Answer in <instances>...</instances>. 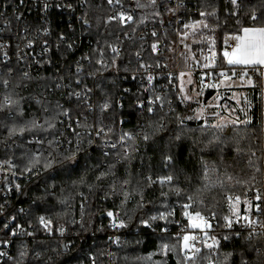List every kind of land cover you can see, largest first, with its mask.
<instances>
[{
    "label": "snow or ice",
    "instance_id": "6c2138e0",
    "mask_svg": "<svg viewBox=\"0 0 264 264\" xmlns=\"http://www.w3.org/2000/svg\"><path fill=\"white\" fill-rule=\"evenodd\" d=\"M25 0H19V4H23ZM108 5H120L123 9V5L125 0H106ZM228 4L231 5L232 10L228 11V15L232 17H238L240 15V9L243 4V0H227ZM206 6L204 10H198L196 15H198L199 19L190 20L189 22H184L180 20L179 23L181 24L182 28L178 29V34L181 37L187 38L190 34L195 37L193 39V44L199 45L203 43L205 40L211 41V36H205L204 33L214 32L216 27H219V18H218V11L214 7V0H205ZM171 4V0H135V8L143 11L144 9L151 8L153 11L148 15L144 16L139 21L134 19V15L131 12L121 10L115 13V15H110L104 20L105 26L116 22L119 24L120 28L123 29L125 25L131 26L133 23H145L146 20L151 18L153 21H159L162 23V16L164 14H169L173 18L177 17V14L180 9L184 8L185 5L183 0H177V2L169 6ZM57 7V8H67L69 10H75L72 3H56L53 5L49 2V0H43L42 12H47L50 7ZM211 8V11L208 10ZM264 0H259V6H253L251 8V14L245 13L248 15L249 20L252 22L251 26L243 27L242 32L243 35H237L234 37L236 44L235 47L232 48L231 51L224 50L223 51V60L226 62L227 65L236 66L241 65L245 66L244 71L239 73L240 79L247 80V85L250 86L254 91L258 88L261 93H264ZM5 14L0 12V19H3ZM87 13L85 12L83 15V23L87 24ZM16 21H21V15H15ZM209 18H213L217 20V24L212 26L208 23ZM11 30V21H6L3 28H0V32L10 31ZM136 29L133 28L132 32H135ZM43 32L47 34L49 29H43ZM20 39L26 40L25 47L31 48L32 45L35 43L33 40L27 38V29L21 28L20 30ZM108 35H114V33L109 32ZM123 37L127 38L128 40L135 42L133 37L129 35V33L125 30L122 32ZM157 32L153 30L151 32L152 37H157ZM116 42L111 43L107 40L104 41L103 44L99 40H97V47L92 50L95 59L93 56H86L82 58L81 62H77L75 65L74 71L72 67L69 66L70 75L68 77H60V80L63 81L65 79L72 81V78L75 77L74 84L75 88L72 87L71 83L65 84L61 82L54 83L51 87L45 85V91H52V90H59L62 88L67 89L66 98L67 102L71 103L75 100L76 104L80 107L86 109V113H81L76 120L74 121L75 127H73V123L65 124L61 117L67 118L69 121L72 120L71 109L65 108L59 101H56L54 104L51 101H47L46 99L36 98V97H24L16 91L19 88H28L33 82L34 78L31 74L27 71L21 72L20 80L13 82V77L15 74V69L13 67H9L11 62V58L8 55V44L7 42H0V65L6 70V75L4 72H0V88L3 89L2 94H0V130H6L7 137L4 141L5 145L7 146L8 140H11L13 137L20 138L24 137L25 134L32 133H47V136H36L34 135L32 139L27 140L29 145H39L40 147L36 149L35 152L26 151L23 153L21 159L24 162L23 167H20V175H27V176H35L39 178L43 173H57L62 172L68 175L77 172L80 168L85 169V171L92 170L95 173V184H89L86 175H80L79 180L73 182L74 185H87L90 191H94L99 189L103 191V200H108L115 196H121V207L133 196L139 197V206L143 207L144 205V189L145 187H151L154 184H160L161 188L164 185H172L173 180L176 178L173 174H168L166 176L157 177L155 180L152 178L151 175L145 176L143 181L136 179L132 172L129 170L127 165L132 161L133 154L138 151L139 145L137 143L138 140H142L144 143H148L151 135L157 131L162 130L164 127L163 122L156 124L153 128V125L150 124L149 127L153 128V133L150 134L146 131H139L137 133L131 132H122L119 136L118 143H109L107 140H104L102 143L101 150L103 151V156L105 160L97 161L95 164L89 166L87 163L91 157L88 154L87 148L84 147L85 144L88 147L94 146L93 141V132L97 138L101 136L107 137L113 130L112 128L106 126L103 123V118L111 111L112 104L111 100L105 96L101 101L97 104L93 105L91 102V95L93 93V88L89 87L85 82V78H91L94 81L98 76H101L104 72L110 71L112 68H115L117 72H119L120 65L118 61L122 59V47L123 40L121 39L120 35L115 37ZM143 39V37H141ZM58 40L61 44L68 41V38L61 33L58 37ZM184 43V41H181ZM47 41H44L45 45V52L47 51ZM214 43V41H212ZM227 43V41H225ZM158 44L159 41L151 44V52L158 53ZM72 42L66 43L67 50H71L73 48ZM185 47H189L188 44L184 45ZM208 55H203V49L200 50L201 56L207 63L203 64L205 69H213L218 66L215 64V57L216 53L212 50V47L209 46L208 48ZM136 60L139 62V68L147 70L153 65L146 64L143 61L140 51H136L133 54ZM25 55L22 54V50L20 49L19 45H17V61H21L25 59ZM192 59H196L195 54L191 57ZM83 61H86L89 67L92 69L91 71H86L84 67ZM199 63V60H197ZM129 64H131V60H129ZM155 67H160L159 61L156 62ZM249 69H252L257 73V80L254 81L253 77L249 75ZM123 71L127 73L129 71V67L125 66ZM212 73H209L211 75ZM181 76L184 73L180 74ZM237 73L232 70L231 76L221 68L218 73L219 77L224 78L225 80L231 79L232 76H236ZM146 85L143 88L145 93L152 92V95L148 98V106L146 108V112L150 116H154L157 110H163L165 104L169 105V112H172L171 109V101L167 100L166 95L156 94L153 88V80L154 77L152 75H146ZM132 79H136L135 74L132 76ZM191 82V81H190ZM222 82V81H221ZM217 85H209V87H216ZM94 87L100 88L99 84H95ZM79 89V90H76ZM101 92L103 89L100 88ZM130 91V90H125ZM183 92V89H181ZM183 99L187 100L188 97H183ZM30 100L34 101L37 105H40V112L43 113V116H36L31 115L30 118L25 119V109L23 107L24 103L29 102ZM261 100H264V96H261ZM245 103L247 106H251V101L245 99ZM123 107V105H120ZM136 108L138 110H145V105L143 100L136 101ZM89 114H91L95 118L94 123H89L88 118ZM168 115V113H165ZM200 119V115H196L195 117H183V116H176V120L178 124L183 128L184 121L186 119ZM120 123H123L121 121ZM253 123L252 120L249 119H233V120H221L216 124L212 125L211 127L215 129L218 133H225L226 129L229 128L231 125L232 136L227 137L225 136L221 139L219 136H216L215 139L219 143H225L235 141L236 143V151L237 154L240 155L243 153V149L239 147L240 140L245 139H252L254 136V132L252 129L245 127L243 129L239 128V125H251ZM61 125L64 127V131H60L57 125ZM83 128L84 131H77V129ZM197 129H191L190 131L195 132ZM198 130L201 132H205L208 130L207 126H198ZM261 133H264V127L260 129ZM71 132L72 136L76 138L75 145L73 148H69L67 150L62 149L61 145L63 143L73 144L72 140L64 139L65 133ZM50 137V138H49ZM179 140L181 137L177 135L175 137ZM212 141H210L211 143ZM47 145L45 149L44 146ZM119 145V147H118ZM108 149L104 151V149ZM248 155V166L250 168H254L255 172L260 173L262 167L264 165H258L255 161H253L252 157L256 156L255 151L249 149ZM81 157L84 158V164H81ZM114 157L112 160H108L107 158ZM261 157H257V160H260ZM163 166L165 169L169 168L174 164L173 157L171 155H165L163 158ZM124 165L125 166V176L121 178L117 175L118 166ZM143 167V165H141ZM18 165L13 163L11 160H5L0 162V170L7 172L11 170V175L13 177L16 176L17 172L16 169ZM137 175H140L139 173ZM204 178L207 179V166L204 169ZM109 177L111 180L109 181ZM54 179V176L52 177ZM5 181H7L8 177H4ZM231 179V177H229ZM255 180V176L252 177ZM109 181L106 188L104 187V182ZM135 181V182H134ZM239 182V181H238ZM223 186V185H221ZM7 191H11V188L4 185ZM15 189L20 191V185L15 184ZM207 187V185H206ZM56 185H47L45 187V195L51 196L54 195ZM51 189V191H49ZM175 194L177 196L181 195V189L178 187L175 188ZM162 201H166L168 198L169 193L165 191H161L160 193ZM81 198L86 199L83 197L81 193ZM229 200L232 197H227ZM237 201L239 197L235 198ZM256 203L254 205L256 212L264 213V208H262V204H264V196L259 194V191H256V195L254 197ZM186 200L190 203H185L183 207L185 209L191 206V202H195L196 197L194 196H186ZM37 201H34V204ZM61 204H66V200H61ZM246 203H249L246 201ZM167 208V205H164ZM83 208V204L81 205ZM4 209V205L0 204V212ZM24 209H19L20 213H23ZM52 209L45 208L44 214L38 215L36 217L38 227L33 229L32 231H28L24 228L21 224H16L15 228L11 229L10 234L13 237L17 236H24L32 238V241L35 243L37 248H41L44 245V241L37 239V233H45L48 236L53 234V227H52V219L50 217V212ZM249 209H245V215L241 217L238 213H235L237 219L236 223H239L242 219L245 222V225L249 229H251L244 240L247 244L246 252L248 254L255 253V259L251 262V264H264V232L258 233L255 231L257 227V221L250 218L247 215ZM171 213L166 212H159L157 215H153L150 217V220L155 221L157 219L165 220L167 215ZM185 215L189 217V227L194 229H200L203 233L202 238H198L196 235L185 234L182 238V246L180 251L183 253L182 264H234V253H226L223 254V259L217 261L214 257L221 255L220 253V242L215 237H209V234L206 229H210L212 225L208 222V220L200 213L195 212L194 214L185 212ZM106 216L112 218L109 224V227L113 229H121L127 228L128 224L125 222L124 219L120 218V214L118 212L114 213L112 210H108L106 212ZM212 218H215V214H212ZM10 220L15 221L16 216L12 215L9 217ZM226 220L225 227L232 228L233 221L228 217L224 218ZM75 223V221H73ZM141 225L145 227H150V223L148 220H141ZM81 228L84 227L83 222H80ZM260 228H264V223H260L258 225ZM32 225L29 223V228ZM4 228H9V224L5 223ZM103 227L98 229V231H103ZM62 236L65 232L63 227L56 229ZM162 231H166V229H162ZM232 236L239 237L240 233L234 232L231 234ZM231 237L229 235H225L223 237L224 240H228ZM109 241L113 244H119L120 240L119 237L113 238L109 237ZM209 239L211 242L209 243ZM11 242L8 240L0 241V244H3L7 247ZM199 244H203V249H207L208 252L206 254L203 253V249L199 247ZM53 253L59 255L56 249H50ZM162 250L165 254L171 249L169 248L168 244H164L162 246ZM30 254L34 257L35 260L40 261L42 259V252L36 251L35 249L29 250L27 243L24 240L20 241V247L18 249V258H13L5 251H0V258L6 257L8 260H14L15 264H26ZM87 258L90 261V264H97L98 256L97 254L93 253L89 250L87 254ZM54 261V256L48 257L47 264H52ZM240 264H250L248 260L244 259V253L241 254Z\"/></svg>",
    "mask_w": 264,
    "mask_h": 264
},
{
    "label": "trees",
    "instance_id": "16d2710c",
    "mask_svg": "<svg viewBox=\"0 0 264 264\" xmlns=\"http://www.w3.org/2000/svg\"><path fill=\"white\" fill-rule=\"evenodd\" d=\"M201 3V9L204 10L206 6L205 0H202ZM87 6L91 33L96 43L97 40L101 44L106 40L112 42L113 36L122 34L125 31L119 29L115 24L105 26L104 20L108 14L103 9L102 0H88ZM253 6L258 7L259 0H243L240 15L232 17L227 14L228 11L232 10L227 0H214V7L218 11L219 27H216L214 32H205V36H211V41L205 40L197 46L200 48L211 46L217 51H221L227 37L237 36L242 33L243 27L252 25L248 15L251 14ZM208 10L211 11V8H208ZM245 13H248V15H245ZM140 19L142 17L138 21ZM208 23L215 26L217 20L209 18ZM109 32H113L114 35H108ZM131 43L137 45L138 40ZM221 68L227 69L228 72H232L233 70V68L225 64L224 60L222 61ZM15 76L16 74H14ZM113 85L114 79L110 76L105 77L102 81L103 92L99 91L97 98L98 102L105 96L111 100V111L103 118V123L106 126L112 128L113 131L117 129L118 131H122L127 128L134 129L136 133L143 130L152 134L156 124L162 121L164 125L162 130L151 135L148 143H144L142 140L137 141L139 148L144 149V151L143 153H140L139 150L136 151L133 154L132 161L127 165L133 176L141 181L148 175H151L154 180L157 177L168 174H173L176 177L172 185H164L163 188L158 183L151 187H145L143 207L139 206V197L135 195L122 207L121 203L116 202L115 206L121 210V217L129 216L130 226L139 227L142 219L154 224L156 220L152 221L150 217L157 215L159 212H164L165 204L167 208L170 206L168 209H172L176 204L184 205L185 203H190L186 200V196L189 195L196 197L195 202H191L193 211L200 212L209 217H212L214 213L215 219L218 220L220 226H223L224 218L229 215V199L227 197L237 196L246 198L249 196L248 192L264 191V167H262L260 173L255 172L254 168L248 166V155H246V153H249V149L255 151L256 156L252 157L253 161L258 165H264V133L260 131L263 126L259 89H256L249 95L250 101L256 103L255 109L249 110L243 116V119L252 120L253 123L251 125L238 126L241 129L245 127L252 129L254 136L251 140L247 137L240 140L239 147L243 149V153L238 155L235 141L219 143L215 139L216 136H219L221 139L225 136L231 137V126L226 129L225 133H218L211 126H207V131L201 132L198 130V126H206L202 122L183 124V128H181L176 120V116L189 117L198 106V102L195 101L194 97H191L189 92L185 96L188 99L184 106L177 108L171 113L158 111L154 116H150L139 112L137 108L133 107L132 97L127 101L124 108H117L114 101L118 94L115 93L116 89ZM214 96H216V93H209L205 98V102H209ZM23 107L25 109L24 118H30L31 115L27 111L28 108L26 109L25 103ZM33 109H36V107H33ZM165 113H168V115H165ZM122 119L128 120L123 128L120 127ZM150 124L153 125V128L149 127ZM191 129L197 130L193 132L190 131ZM34 135L47 136V133L25 134L20 140V145L17 147H15L14 138H12L8 140L7 147H5L4 141L7 137V132L6 130H0V159L6 158L15 161L20 171V167H23L25 162L21 159L23 153L26 151L35 152L40 147L39 145H29L27 143L28 138L26 137ZM177 135L181 137L179 140L175 138ZM210 141L212 142L210 143ZM44 148H47L46 144ZM88 154L91 157L87 161L89 166L95 164L97 161L105 160L102 153L93 151ZM165 155H171L174 161V164L167 169L164 168L162 163ZM257 157H261V159L257 160ZM107 159L109 161L112 160V158ZM84 162V158H81L82 165ZM205 166H207V179L203 175ZM138 173L140 175H137ZM80 175H86L88 183L95 184V173L92 170L85 171L83 168H80L71 175L62 172H45L40 179L30 183L25 189L23 199L24 207L27 209L25 223L27 225L29 223H36V217L44 214L45 208H49L52 209L50 217L56 224H65L69 223L72 219L82 218L85 226L84 232L90 233L93 231L95 232V236L93 237L90 234L88 242L78 240L66 252L62 248L64 241L58 238H38V240L44 241V245L41 248H37L34 242L24 240L29 250L35 249L42 252V259L40 261L35 260L30 254L26 264H47L49 256H54L52 264H82L83 262L90 264L87 258L89 250L97 254V264H112V262L113 264H182L183 253L180 251L182 246L180 239L169 235L157 236L149 233L147 236L129 238L119 248L116 257L109 261L106 256L107 233L109 230L106 226V219L100 220L99 218L111 206H105L100 203L102 197L101 190L90 191L87 185H74L73 182L78 181ZM117 175L121 178L125 176V166H118ZM53 176L54 179L52 178ZM253 176H255V180L252 179ZM110 180L111 177H109ZM109 181L104 182V187L107 186ZM46 184L56 185L54 195H45ZM176 187L181 189L180 196L175 194ZM162 190L169 193L166 201H162L160 195ZM81 193L87 199L84 214L79 210V205L84 202V199L81 198ZM61 200H66L67 203L61 204ZM34 201H37V203L34 204ZM71 207L74 210H71ZM101 227L104 230L98 231ZM246 236L247 234H243L237 238L232 237L228 242L223 243L220 247L221 255L214 259L220 261L223 259V254L234 253V264H240L241 254L244 253V259L248 260L251 264L256 254L254 252L251 254L246 252L248 247L244 240ZM20 241L16 242L13 258H18ZM164 244H168L171 249L167 254L162 250ZM50 249H56L59 255L53 253ZM207 252L203 251L202 254H206ZM6 264H15V261L10 260Z\"/></svg>",
    "mask_w": 264,
    "mask_h": 264
},
{
    "label": "built area",
    "instance_id": "2783aa9c",
    "mask_svg": "<svg viewBox=\"0 0 264 264\" xmlns=\"http://www.w3.org/2000/svg\"><path fill=\"white\" fill-rule=\"evenodd\" d=\"M88 0H49L50 3L55 5L56 3H72L74 6V11L69 10L67 8H57L50 7L48 11L42 12V4L43 0H25V2L21 5L19 4V0H0V12L5 14L3 19H0V28H3L6 21H11V30L0 32V42H7L8 44V55L11 58V62L9 67H13L15 69L16 76L13 77L14 83L19 81L21 76V72L27 71L34 78V82L26 89L19 88L16 89L17 92L21 96L24 97H36L46 99L47 101H51L53 104L56 101H59L65 108L71 109L72 120L69 121L67 118L61 117L60 119L64 120L65 124L73 123V127H75L74 121L81 113H86V109L80 107L76 104L75 100L71 103L67 102L66 92L67 89L62 88L59 90L45 91V85L51 87L56 82L61 83H71L72 87L75 88L74 80L75 77L72 78V81L67 79L61 81L60 77H68L70 75L69 66L72 67L74 71L75 65L77 62H81L83 57L86 56H95L92 52L93 49L97 47V43L94 41L91 33V24L88 19ZM103 1V6L105 11H107L108 16L115 15L116 12L125 10L131 12L134 15V19L138 21L140 17L148 16L153 9L148 8L143 11L135 8V0H125L123 9L120 5H108L106 0ZM177 0H171V4L169 6L174 5ZM202 0H183L185 8L180 9L177 17L173 18L169 14H164L162 16V23L159 21H153L151 18L145 21V23H133L131 26L125 25L123 30H126L129 35H131L134 41L138 40V44H132L130 40L123 37L122 34H118L121 36L123 40L122 47V59L118 61L120 65V71L117 72L115 68H112L110 71L104 72L101 76H98L94 81L91 78H85L84 82L93 88V93L91 95V102L93 105L98 103V95L100 88L103 89L102 81L105 77L110 76L114 79L113 87L116 89V97L114 104L117 108H124L127 101L132 97L133 107L136 108V101L143 100L145 105V110H139V112L143 114H147L146 108L148 106V98L152 95V92L145 93L143 91L144 86L146 85V75H152L154 77L153 80V88L156 94L166 95L167 100L171 101V109L175 111L177 108L182 107L186 104V100L183 99L187 94L194 95L200 98L201 101L205 102V98L209 93H217L218 91L225 88L226 83L230 80H225L222 77L218 76L219 71L221 70V64L223 61V51L228 50L231 51L235 44L233 42H228L223 44L222 50L217 51L214 47L212 50L216 53L215 64L218 65L213 69H205L203 67L205 61L203 56L200 54V50L203 49V55H208V48H200L197 45L193 44V39L191 34L187 37H181L178 34V29H181L182 26L179 23L180 20L184 22H189L190 20L199 19L198 15H196L198 10H202ZM87 13L88 23H83V15ZM101 12V11H100ZM15 15H21V21L15 20ZM107 16V17H108ZM111 24L117 25L119 29L120 26L118 23L113 22ZM21 28L27 29V38L33 40L35 43L31 48H26V40L20 39V30ZM49 29V32L45 34L43 29ZM135 28L136 31L132 32V29ZM155 30L157 32V37H152L151 32ZM63 33L68 41L61 44L58 40L59 35ZM113 33V32H112ZM117 35L113 36V41L111 43L116 42ZM143 37V39H141ZM47 41V51L45 52L44 41ZM159 41L158 44V53L151 52V44ZM184 41L182 43L181 41ZM72 42L73 48L69 51L66 48V43ZM188 44L189 47H185L184 45ZM17 45H19L22 50V54L25 55V59L21 61H17ZM136 51H140L141 56L143 58L144 63L153 65V67L148 68L147 70L139 68V62L136 60L133 55ZM195 54L196 59H192L191 57ZM129 60H131V64H129ZM199 60V63H197ZM159 61L160 67H155L156 62ZM225 62V61H224ZM84 67L86 71H91L92 69L89 67L86 61H83ZM226 64V62H225ZM127 66L129 67V71L125 73L123 68ZM229 76H231V72H228L227 69H224ZM244 71V69L235 70L237 73L236 76H240L239 73ZM0 72H4L6 75V70L0 65ZM184 73L183 76L180 74ZM209 73H212L209 75ZM135 74L136 79H132V76ZM249 75L253 77L254 80H257V73L252 69H249ZM233 77V76H232ZM231 77V78H232ZM191 81V82H190ZM222 81V82H221ZM95 84H99L100 88L94 87ZM209 85H217L216 87H209ZM130 91H125V90ZM183 89V92H181ZM79 90V89H76ZM3 89H0V94H2ZM29 104V105H28ZM123 105L121 107L120 105ZM27 111L30 115L41 116L43 113L40 112V105H37L34 101L30 100L25 103ZM36 107V109H33ZM248 110H253L256 107V103L251 102V106H247ZM161 111V110H157ZM162 111L169 112V105L165 104ZM172 111V112H173ZM38 112V114H36ZM156 112V113H157ZM83 119L82 116H80ZM95 118L89 114L88 122L94 123ZM123 123L120 124V127L123 128L124 125L128 122L127 119H122ZM58 128L60 131H64V127L58 124ZM77 131L83 132V128L77 129ZM122 132H131L136 133L134 129H125L122 131H112L107 137L101 136L97 138L95 133L93 132V141L94 146L88 147L87 144L84 145L87 148L88 153H92L93 151L99 152L103 154L101 150L102 143L104 140H107L109 143H118L119 136ZM14 138L15 147L20 145V138ZM26 138L32 139L33 136H27ZM50 138V137H49ZM64 139L72 140L73 144L63 143L61 145L62 149L67 150L69 148H73L75 145L76 138L72 136L71 132H66ZM5 147H7L5 145ZM119 147V145H118ZM108 149H104L107 151ZM140 153H143L144 149H138ZM83 158V157H81ZM114 159V157H109ZM5 160H11L2 158L0 162ZM13 163L15 161L11 160ZM16 164V163H15ZM17 165V164H16ZM124 167V165H120ZM16 176L13 177L11 175V170L4 172L0 170V204L4 205V209L0 212V241L8 240L11 243L5 247L3 244H0V251L7 252L10 256H14L15 246L18 240L32 241L30 237L17 236L13 237L10 234L11 229L15 228L16 224H21L28 231H32L37 228V222L31 224L32 227L29 228V225L25 223V214L27 213V209L24 207V193L27 186L41 178L35 176H27L20 175V171L18 168L16 169ZM7 176L8 179L5 181L4 177ZM7 184L11 191H7L4 185ZM15 184L20 185V191H17L14 187ZM106 188V187H105ZM261 196H264V191H259ZM246 198H240L237 201L235 198L237 196H233L231 200H229L228 210L229 215L227 216L229 219L233 221L232 228L225 227L226 220L224 219L223 226H220L218 220L212 217H209L205 214H202L208 222L212 225L210 229H206L209 237L215 236L219 242L220 247L223 243L228 242L232 237L231 234L234 232L240 233V236L243 234L249 233L251 229H249L245 225V222L241 219L239 223H236V215L238 213L241 217L245 215V209H249L247 215L250 218L257 221V227L255 231L258 233L264 232V228H260L258 225L260 223H264V213L256 212L254 205L259 203L254 199L256 192H248ZM103 196V191H102ZM121 196H115L108 200H103L101 197L100 203L105 206H111L109 210H112L114 213L118 212L120 214V218L124 219L128 224L127 228L121 229H113L109 227L110 221L112 218H109L105 214L106 226L108 228L107 233V253L106 256L109 261L113 260L116 257V253L119 248L123 245L131 237L138 236H147L149 234H155L157 236L161 235H169L173 238L180 239L182 241L183 236L187 233L190 235H196L198 238L203 237V233L200 229H194L189 227V217L185 215V212L194 214L193 207L185 209L183 205L176 204L174 208L169 209L167 213H171L166 216L165 220L157 219L153 224L150 223V227H145L143 225H139V227H132L129 224V216L121 217V210L115 206L116 202L121 203ZM249 202V203H246ZM86 203L87 199H84L79 205V210L84 214L86 211ZM83 204V208L81 205ZM264 208V204L261 205ZM19 209H24L23 213L19 212ZM71 210L72 209L71 207ZM15 215L16 220L12 221L9 219L10 216ZM145 220V219H144ZM75 221V223H73ZM84 221L82 218L72 219L69 223L65 224H56L52 220L53 234L48 236L45 233H37V239L40 237H44L46 239L58 238L63 240V244L66 245V249L72 248L78 240L88 242L91 236H95V232L91 231L90 233L84 232V227L81 228L80 222ZM8 223L9 228H4V224ZM63 227L65 229L64 234L61 236L56 229ZM162 229H166V231H162ZM83 232V233H82ZM225 233V234H224ZM225 235H229L231 238L228 240H224L223 237ZM119 237L120 243L113 244L109 241V237ZM239 236V237H240ZM237 238V237H236ZM211 240L209 239V243ZM199 247L203 249V244H199ZM203 251H208L207 249H203ZM215 258V257H214ZM8 260L6 257L0 258V264H6ZM115 262V261H114ZM82 264H88L87 262H83ZM113 264V262H112Z\"/></svg>",
    "mask_w": 264,
    "mask_h": 264
},
{
    "label": "rangeland",
    "instance_id": "374dc122",
    "mask_svg": "<svg viewBox=\"0 0 264 264\" xmlns=\"http://www.w3.org/2000/svg\"><path fill=\"white\" fill-rule=\"evenodd\" d=\"M191 37L195 38L192 35ZM230 39H234V37L226 38L225 41ZM236 78L237 77L234 76L233 79H230L226 84L230 86H240L241 84H247L246 79L242 81L241 79ZM238 91L239 89L228 90L227 88H223L222 90L218 91L216 96H214L209 102H203L199 97L191 95V97H194L195 101L198 102V106L189 117H195L199 114L200 119H186L184 124L202 122L206 126H212L221 120L240 119L239 113H244L245 111V94ZM168 208H170V206ZM168 208L163 209L165 210L164 212L167 213L169 210Z\"/></svg>",
    "mask_w": 264,
    "mask_h": 264
},
{
    "label": "crops",
    "instance_id": "0c3cea01",
    "mask_svg": "<svg viewBox=\"0 0 264 264\" xmlns=\"http://www.w3.org/2000/svg\"><path fill=\"white\" fill-rule=\"evenodd\" d=\"M240 36H242L243 35V32L241 33V34H239ZM230 37H235V36H229V37H227V38H230ZM233 42L234 44H236V41H235V39H230V40H228V42ZM227 65V64H226ZM227 66H229V67H231V68H233V70L235 71V70H238V69H244V67L245 66H241V65H236V66H230V65H227ZM234 77V76H233ZM233 77L231 78V79H233ZM237 78L236 79H240V76H236ZM255 81V80H254ZM227 85V84H226ZM225 88H227L228 90L229 89H239V91L238 92H242V93H244L245 95V99H247L248 101H250V94L252 93V92H254V90L250 87V86H248L247 84H241L240 86H230V85H227V86H225ZM258 89V88H257ZM259 91V98H260V100H261V96H264V93H261L260 92V90H258ZM244 106H245V111H244V113L242 112H240L239 114H240V119L241 120H244L243 119V116H245L247 113H248V107H247V105H246V103L244 104ZM261 109H262V126L264 127V100H261ZM246 112V113H245Z\"/></svg>",
    "mask_w": 264,
    "mask_h": 264
},
{
    "label": "water",
    "instance_id": "95a60500",
    "mask_svg": "<svg viewBox=\"0 0 264 264\" xmlns=\"http://www.w3.org/2000/svg\"><path fill=\"white\" fill-rule=\"evenodd\" d=\"M103 218H105V214H102V215L100 216L99 219L101 220V219H103ZM62 248H63V251H64V252L67 251V249H66V245H65V244H62Z\"/></svg>",
    "mask_w": 264,
    "mask_h": 264
}]
</instances>
